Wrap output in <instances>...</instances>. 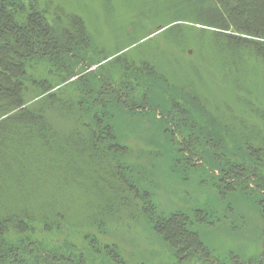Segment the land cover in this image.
Instances as JSON below:
<instances>
[{
    "label": "trees",
    "instance_id": "obj_1",
    "mask_svg": "<svg viewBox=\"0 0 264 264\" xmlns=\"http://www.w3.org/2000/svg\"><path fill=\"white\" fill-rule=\"evenodd\" d=\"M194 2L200 5L197 8L201 9L198 16L201 21L238 33L227 34L233 45H239L245 38H254L255 42L260 38L262 41L255 44H258L256 49L262 51L264 0ZM47 15L49 9L42 7L38 0H0V62L14 69L0 74L7 80V84H3L0 79V264H131L138 260L127 263L120 243L107 239L115 233L120 236L131 233L127 227L130 222L142 227L145 233L155 235L156 240H162L159 234L167 240L177 258H166L164 264H183L184 261L207 264L211 253L201 238L207 234L199 214L207 208L211 214H216L218 208L231 202L227 200L230 196L227 195L226 201H217L216 192L212 190L211 194L207 185L204 186L207 191L204 193V189L198 200H203L206 207L194 210L197 221L183 209L181 212L161 209L155 190L163 185L164 193L171 195L173 185L169 181L174 178L180 183L187 179L189 184L206 180L222 190L227 173V182H231L232 177L233 182L240 185V192L253 194L261 203L259 207L264 209V154L259 152L264 148V136L258 145H254V138L231 134L227 137L228 133L211 115L207 92L181 83L170 86L162 77L159 79L162 85H158L150 70L140 69L143 66L135 67L133 78L120 85L97 78L92 70L63 84L96 63L90 52L91 38L80 17L71 15L66 24L59 26L58 21L51 22ZM17 23L24 29L16 35L19 44L15 48L20 57L8 49L9 42L16 37L8 33ZM60 32L65 35L63 41L58 37ZM44 62L50 67V72L44 74L51 78H43V73L35 75ZM161 74L159 71L157 77ZM55 83L72 90L69 95L63 93L59 100L49 99L46 103L44 100L49 97L45 91ZM41 92L42 96L32 101L29 108L23 107ZM179 98L189 102L188 114L180 111ZM94 100L102 109L90 115L87 111L93 107ZM113 102L115 105L111 107ZM15 109L19 110L8 114ZM119 110L138 118L144 116L157 124L159 131L163 126L164 138L155 132L149 139L158 149L157 153H165L163 166L158 165L153 151L147 153L145 160L156 166V170L147 166L142 169L139 162L125 159L130 154L125 150L126 144L119 147L112 139L116 136L126 140L123 133L127 130L123 127L120 130L117 121L109 123L106 119L107 115L114 114L118 122H125L119 117ZM157 111H160L159 120ZM137 123L143 125L141 120L134 122ZM231 142L236 144L233 150H230ZM116 146L119 148L115 149ZM244 146L249 149V156ZM251 153L256 162L250 157ZM116 164L121 168H114ZM166 164L172 167V173L167 171ZM197 173L201 174V179L199 175L194 177ZM120 174L124 177L122 182ZM161 178L168 180L171 187H166ZM129 184H134L133 189L128 188ZM174 218L178 219L176 223L187 238L186 244L176 245L169 237L172 235L170 226L160 224L161 219ZM191 220H195L199 228L183 227V223ZM205 223L208 222L204 220ZM124 226L128 230H121ZM246 264H264V258H250Z\"/></svg>",
    "mask_w": 264,
    "mask_h": 264
},
{
    "label": "rangeland",
    "instance_id": "obj_2",
    "mask_svg": "<svg viewBox=\"0 0 264 264\" xmlns=\"http://www.w3.org/2000/svg\"><path fill=\"white\" fill-rule=\"evenodd\" d=\"M38 1L42 7L44 5L49 9L48 19L51 22L53 20L58 21L60 23L59 26L66 24L71 15L80 17L86 25L91 38L92 47L90 52L94 56L96 63L81 72V74L70 77L63 84L77 80L79 76L92 70L97 75V78L102 77L105 82L110 81L112 83L113 81L116 85H120L128 78L131 80L135 70L143 66L140 69L150 70L154 81L158 85H162L161 81H159L162 77L170 86H180L179 83H181L184 86L188 85L193 90L199 88V91L201 89L207 92L208 98L210 97L207 104L212 112L211 115L215 120L219 121L221 128L228 133L227 137L231 134L238 136V138L241 136V138H254V145H258L259 139L264 136V48L260 52L256 49L258 44H255L262 41V39L259 38L255 42L254 38H245L239 45H233L227 38V34L238 33L232 30L225 31L201 21L198 18L201 9L197 8L200 5H197L194 0ZM19 16L21 15L19 14ZM23 30L22 24L17 23V26H14L8 34L11 37H15L20 32H24ZM71 30L73 33H77L75 30ZM241 35L245 36V34ZM58 37L63 41L65 35L60 32ZM9 43L10 47L8 49L14 55L20 57L19 51L15 48V45L19 44L17 36L14 41ZM49 68L44 62L35 75L43 73L45 75L43 78H51V76L44 74V72L47 73ZM0 71L1 74L8 73V71L12 72L14 69L10 64L0 62ZM159 71L163 74L158 78ZM0 79L3 84H7L5 78L0 77ZM63 84L55 83L49 87L50 89L45 91L49 98L44 101L48 103L49 99L59 100L63 93L69 95V90H72L70 89L71 87H61L66 89L61 91L60 86ZM79 85H75V87L80 90L82 88ZM182 88L177 87L179 91L183 90ZM41 94L42 92L36 98L33 97L34 100L24 104L23 107L29 108L33 103L32 101L41 97ZM179 99L182 105L180 111L183 114H188L191 111L189 102L183 98ZM200 102L202 103L201 100ZM93 103H91L93 107L90 106L87 111L90 115L94 111L102 109V105L99 102L94 100ZM114 105L113 102L111 107ZM17 110L19 109H15L8 114H13ZM120 112L119 117H123L126 123L124 121L118 122L119 119H115L114 114L111 116L107 115L106 119L109 123L117 121L116 124L119 123L121 125L120 130L122 127L127 130L124 133L123 130L121 132L125 134L126 140H121V137L117 138L116 136L112 139L119 147L120 145L124 147L123 143L126 144L125 150L131 155L129 154V157L125 159L132 163L139 162L142 169L143 166H147L156 170V166H152L149 160H145V157L150 154L148 152L153 151L156 152L154 153L155 155L153 154L155 158H158L156 162L158 165L163 166L166 162L165 153L163 154V151H161L162 153H157L158 149L149 140L155 132L158 133L160 138H164L166 132L163 126H161L159 131L156 128L157 124L155 125L154 122L144 116H139L138 118L137 115L134 116V114H129L126 111ZM159 113L160 111H157L158 120ZM137 120H141L143 125L141 126V123L134 124ZM254 135L256 136L253 137ZM206 143L208 142L206 141ZM118 146L114 148L118 149ZM229 146L231 147L230 150L236 148V144L233 142ZM245 147L244 150L248 155L249 149H245ZM112 149L111 146L109 151L113 154ZM261 149L259 152L264 154V148ZM234 152L236 151L234 150ZM253 155L251 153L250 157H254ZM110 156L114 158V155ZM254 161L256 162V158ZM118 164L114 168H121L117 166ZM166 169L172 173V167L167 165ZM198 175L199 179H201V174L199 173L195 174L194 177ZM224 175L227 178V173ZM119 178L121 182L124 179L121 174ZM225 178L221 185L226 184V186L220 185L222 190H218L206 180L189 184L186 183L188 182L186 181L187 179L180 183L174 178L169 181L173 185L171 195L164 193L166 191L162 190L164 187L162 185L160 186L161 189L155 190L156 194L154 196L156 201H160L161 209L163 208L166 212H178V210L181 212L183 209V211L185 210L198 221L194 210L205 206L203 200H198L202 191L204 189H206L204 193L207 191L204 186L207 185L208 191L211 190V194L213 191L216 192L217 201H226L225 199L229 195L230 197L227 200L231 202H226L229 205H225V203L223 207L216 210V214H211L212 211H208V208L206 212L199 214L203 221L208 222L203 224L202 219H200L202 228L206 230L207 234L202 235L201 238L206 241L211 253L207 264H223L224 262L239 264L238 261L246 264L250 258L260 260V258H264V209L259 207L261 203L253 198V194L248 196L240 192V185L233 182L232 177L229 180L233 184L228 186L227 184L231 182H227ZM143 182L149 185L145 179ZM161 182L163 184L166 182L165 186L171 187L168 180L161 178ZM128 186V188L133 189L134 184H129ZM144 193L146 194V192ZM93 201L96 203L100 202L99 199H93ZM177 220V218L170 220L161 219L160 224H164L166 227L170 226L169 231L172 235L169 237L176 245L179 242L186 244L187 238L184 232L179 229L176 223ZM127 227L128 229L130 228L129 231L132 234L128 233L120 236L121 234L115 233V235H111L112 232L109 231V234L113 237L107 238L115 244L120 243L121 247L119 248L127 263H129L128 260L135 259L138 260L136 262L141 264H144L145 261L146 264H164L166 258V260L177 258V256L172 254V247L168 245L167 240L165 241L158 232V238H161V241L154 239L155 235L145 233L144 229L137 227L134 222H130ZM127 227L124 226L121 230H128ZM183 227L186 229L199 228L195 220L183 223ZM57 242L58 240H55L56 244H58ZM219 245L222 247L219 248ZM136 262L130 263L135 264ZM187 263L189 262L184 261L183 264Z\"/></svg>",
    "mask_w": 264,
    "mask_h": 264
}]
</instances>
